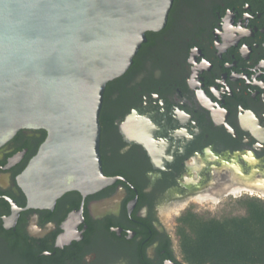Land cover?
I'll use <instances>...</instances> for the list:
<instances>
[{
  "label": "flooded vegetation",
  "instance_id": "obj_1",
  "mask_svg": "<svg viewBox=\"0 0 264 264\" xmlns=\"http://www.w3.org/2000/svg\"><path fill=\"white\" fill-rule=\"evenodd\" d=\"M100 121L119 180L49 206L19 186L47 133L0 147V264H195L189 219L227 227L264 205V0H174L107 85Z\"/></svg>",
  "mask_w": 264,
  "mask_h": 264
},
{
  "label": "water",
  "instance_id": "obj_2",
  "mask_svg": "<svg viewBox=\"0 0 264 264\" xmlns=\"http://www.w3.org/2000/svg\"><path fill=\"white\" fill-rule=\"evenodd\" d=\"M174 0H0V147L21 130L47 139L19 178L30 206L115 184L101 157L107 85L133 64Z\"/></svg>",
  "mask_w": 264,
  "mask_h": 264
},
{
  "label": "trees",
  "instance_id": "obj_3",
  "mask_svg": "<svg viewBox=\"0 0 264 264\" xmlns=\"http://www.w3.org/2000/svg\"><path fill=\"white\" fill-rule=\"evenodd\" d=\"M249 206L248 217L232 221L227 227L218 223L206 226L197 219H189L196 223L193 230L196 240L183 243L184 253L193 256L195 264L206 260L220 264H264V205Z\"/></svg>",
  "mask_w": 264,
  "mask_h": 264
},
{
  "label": "rangeland",
  "instance_id": "obj_4",
  "mask_svg": "<svg viewBox=\"0 0 264 264\" xmlns=\"http://www.w3.org/2000/svg\"><path fill=\"white\" fill-rule=\"evenodd\" d=\"M218 208V207H217ZM216 208V209H217ZM218 210V209H217ZM166 222H172L173 221V217L172 216H169L168 218H166L165 220Z\"/></svg>",
  "mask_w": 264,
  "mask_h": 264
}]
</instances>
